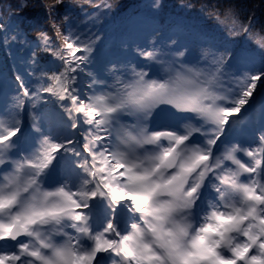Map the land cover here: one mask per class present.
Returning a JSON list of instances; mask_svg holds the SVG:
<instances>
[{"label": "snow or ice", "instance_id": "6c2138e0", "mask_svg": "<svg viewBox=\"0 0 264 264\" xmlns=\"http://www.w3.org/2000/svg\"><path fill=\"white\" fill-rule=\"evenodd\" d=\"M89 2L98 19L113 7ZM63 3L45 9L54 16ZM53 27L62 49L44 30L36 49L62 65L51 70L32 50L40 79L17 74L16 102L0 113V264H264V122L246 141L232 139L233 118L243 119L264 87V56L247 67L228 41L225 58L199 34L209 50L189 59L169 36L137 45L144 63L115 60L101 76L91 67L99 34L69 26L61 36ZM253 28L250 20L241 30L264 50ZM9 40L26 43L0 20V43ZM153 64L161 66L155 76ZM25 101L62 112L40 124L33 116L26 134Z\"/></svg>", "mask_w": 264, "mask_h": 264}, {"label": "trees", "instance_id": "16d2710c", "mask_svg": "<svg viewBox=\"0 0 264 264\" xmlns=\"http://www.w3.org/2000/svg\"><path fill=\"white\" fill-rule=\"evenodd\" d=\"M51 2L52 0H0V20L10 26V29L15 28L17 35L26 41L18 43L9 40L7 46L0 43V87H10V94L13 91L11 89L17 88V74L22 75L26 82L40 79L34 72V69L38 72V67L30 61L32 50L35 49L36 57L41 64L48 65L49 69L55 70L62 65L55 58L54 52L44 51L43 47L36 49L37 33L40 30L46 31L51 37L54 49H62L63 40L56 35L54 21L61 36L67 34L69 26L81 31L91 29L99 34L100 39L93 51L96 61L91 67L94 73L101 76L108 75L112 61H138L140 56L136 52L137 45L148 48L153 40L157 44H163L169 36L179 39L180 44L176 47L186 45L189 48V59L197 54L204 56L209 50L208 41L202 40L199 34H204L213 41L215 47L220 48L216 53L218 56L223 53L228 58L230 52L251 54L253 60L247 61V67L253 64L258 67L261 57L264 56V50L259 48L255 40H246L247 34L241 30L242 25L252 20L253 32L257 38L264 37V0H159V7L153 6L157 0H108L113 7L111 10H104L108 14L99 19L93 14L100 10L93 7L89 0H64L63 4L57 6L59 11L54 16L45 9V5ZM97 2L103 3V0ZM65 14L68 15V20L63 19ZM172 14L183 15L189 21L188 26L178 30L170 19ZM152 24L154 28L149 30ZM224 40L228 41L230 52H224L221 45ZM140 62L145 61L142 58ZM160 69V65L153 64L150 72H159ZM80 79L85 86L87 78L82 74ZM262 100L264 87L258 83L252 101L257 113L261 111ZM35 111L42 122L45 114L55 117L62 112L56 103L40 101L33 109L25 101L22 110L26 117L24 129L31 124L28 117H32Z\"/></svg>", "mask_w": 264, "mask_h": 264}, {"label": "rangeland", "instance_id": "374dc122", "mask_svg": "<svg viewBox=\"0 0 264 264\" xmlns=\"http://www.w3.org/2000/svg\"><path fill=\"white\" fill-rule=\"evenodd\" d=\"M173 23L174 22H177L178 24H181L182 27L186 28L188 26V20L181 14H175L173 15ZM175 24V23H174ZM176 27H178L176 25ZM154 26L153 24L150 26V29H153ZM182 28L180 27L179 30H181ZM247 61H252L253 60V57L251 54H244L243 55ZM138 61H142V57H139ZM151 75L155 76V75H158L159 72L158 70H152L150 72ZM84 77L87 78V81L89 80V76L87 74V72H85L84 74ZM104 76V75H102ZM85 87H86V84H85ZM10 88V87H9ZM8 86H7V89H6V85L5 86H1L0 87V91L2 90V92H0V113H2L3 111H5L6 109L8 108H11L16 100H15V97L17 95V88L16 89H11L13 90L12 91V94H10L8 92L9 90ZM34 109V108H33ZM157 112H159V109L156 110ZM171 111H175L174 109H171ZM46 115V114H45ZM242 117L243 119H241L240 117H234V118H237V126H236V132L234 133L232 139H233V142H244L248 139L249 135L251 134L252 130L255 128V127H258L262 122H264V113H262V111L258 112L255 110V106L252 104L251 102V106L247 109L246 112H242ZM35 116L36 117V120H35V123L37 124H40L42 123V120L39 116L38 113H36V111L32 114V117ZM48 116V115H47ZM32 117H28L29 121L31 122V124L27 127V128H23L25 126V122H26V117L24 116V112H22V130L26 133V134H29L31 132H33L34 130L32 129V123H33V119ZM51 117V116H49ZM135 119L132 118L131 116H124L123 117V120L125 122L127 121H130V120H133ZM147 124H150L149 125V128L153 127V122L151 119H149L148 121H146ZM152 125V126H151ZM83 137H81L82 139ZM31 147V141H30V137H29V140L26 141L25 143H23L21 145V148L24 149V150H28L29 148ZM239 158H241L243 161H247L248 160V157L244 156L243 153H239L238 154ZM243 179V177H242ZM102 255H106V254H102ZM105 264H108L107 260L105 261Z\"/></svg>", "mask_w": 264, "mask_h": 264}, {"label": "built area", "instance_id": "2783aa9c", "mask_svg": "<svg viewBox=\"0 0 264 264\" xmlns=\"http://www.w3.org/2000/svg\"><path fill=\"white\" fill-rule=\"evenodd\" d=\"M176 24H178L177 22H175ZM178 25H181V24H178Z\"/></svg>", "mask_w": 264, "mask_h": 264}]
</instances>
